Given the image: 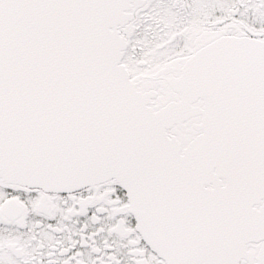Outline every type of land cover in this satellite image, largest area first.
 I'll list each match as a JSON object with an SVG mask.
<instances>
[{"label": "snow or ice", "instance_id": "1", "mask_svg": "<svg viewBox=\"0 0 264 264\" xmlns=\"http://www.w3.org/2000/svg\"><path fill=\"white\" fill-rule=\"evenodd\" d=\"M0 264H264V0H0Z\"/></svg>", "mask_w": 264, "mask_h": 264}]
</instances>
